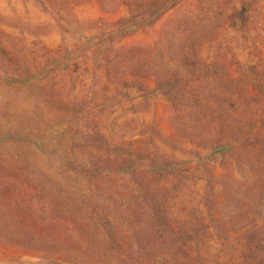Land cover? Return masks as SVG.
<instances>
[{
  "label": "rangeland",
  "instance_id": "rangeland-1",
  "mask_svg": "<svg viewBox=\"0 0 264 264\" xmlns=\"http://www.w3.org/2000/svg\"><path fill=\"white\" fill-rule=\"evenodd\" d=\"M0 264H264V0H0Z\"/></svg>",
  "mask_w": 264,
  "mask_h": 264
}]
</instances>
